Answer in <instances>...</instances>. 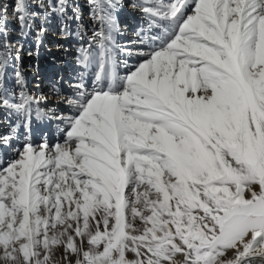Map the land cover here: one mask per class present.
<instances>
[{
  "label": "snow or ice",
  "instance_id": "1",
  "mask_svg": "<svg viewBox=\"0 0 264 264\" xmlns=\"http://www.w3.org/2000/svg\"><path fill=\"white\" fill-rule=\"evenodd\" d=\"M12 5L14 28L0 0V110L15 117L0 132V264H264V0ZM125 7L140 23L121 41ZM53 18L74 72L44 107L20 54L31 39L39 57ZM45 121L55 141L37 144Z\"/></svg>",
  "mask_w": 264,
  "mask_h": 264
},
{
  "label": "bare ground",
  "instance_id": "2",
  "mask_svg": "<svg viewBox=\"0 0 264 264\" xmlns=\"http://www.w3.org/2000/svg\"><path fill=\"white\" fill-rule=\"evenodd\" d=\"M82 7H83V13L84 9L86 10L84 13L85 17V22L87 23V15H88V9L87 7L81 2ZM121 18L125 19L126 23V32L123 36L119 37L121 41H126V40H132L134 39L133 33L137 26L140 23L139 19V13L132 11L128 7H125L120 11ZM55 19V18H54ZM57 22L53 23L50 25V29L54 30L57 28ZM122 26V28H124ZM50 31V30H49ZM48 35V33H47ZM57 41L56 43L58 45L64 44H74V41L68 40V41H62L59 39V34L56 35ZM51 42V41H50ZM54 42V41H52ZM48 47V46H45ZM52 47V46H49ZM49 54L47 56V59L39 61V56L37 58V62L39 63V69L35 70V64L33 61V57L29 56L28 53L29 51L25 52V57H23V70L26 78V87L27 89L33 93V94H43L48 98V104L43 105L44 107L48 106H53L55 105V102L59 100V96L53 92V85L55 84L61 91L62 94H70V88L69 84L71 83L72 80V75L74 72V65L72 63V53H69L68 55H65L63 52V55H54L52 53V50H49ZM41 53H44V48L41 50ZM36 60V59H35ZM49 61V62H48ZM48 63V64H47ZM59 78V80H58ZM44 81V82H43ZM43 82V83H42ZM55 82V83H54ZM37 85H39L37 87ZM61 109H64V105L60 104L58 105ZM66 110V109H65ZM15 120V117L11 116V114L6 111V110H0V132H7L10 127V123ZM46 123V129L43 128V132L48 134V139L49 142L52 143L55 141V129L54 127L48 123ZM42 129V126L40 128V122H34L33 124V140L38 144L41 141V137L38 138V133ZM42 136V134H41ZM17 142L13 141V144L15 145ZM3 154L8 155V157H12L13 153L9 149H4Z\"/></svg>",
  "mask_w": 264,
  "mask_h": 264
},
{
  "label": "rangeland",
  "instance_id": "3",
  "mask_svg": "<svg viewBox=\"0 0 264 264\" xmlns=\"http://www.w3.org/2000/svg\"><path fill=\"white\" fill-rule=\"evenodd\" d=\"M6 7H7V10H8V20H9V25H10V27L11 28H14L15 27V21H14V19H13V16H12V7H13V5H12V0H6ZM81 8L83 9V7H82V4H81ZM85 9H84V13H85ZM120 14V13H119ZM119 21H120V25H121V27L122 26H124V24L126 23V21H125V19H123V18H121V15H119ZM55 22H57L54 18H53V21H52V24L53 23H55ZM86 23V22H85ZM57 24V23H56ZM57 28H55L54 30H51L50 28H49V30L50 31H48V35L46 34L45 36H44V44H43V46L40 48V55L39 56H41L40 58H39V61H42V60H45V59H47V56H48V54H49V50H52V53L54 54V55H63V52L62 51H59V50H57V43H56V41H57V37H56V35H58L59 34V30H58V26H56ZM15 39H16V37L13 35V40L15 41ZM51 41V42H50ZM52 41H54V42H52ZM24 49H23V51L21 52V64H22V66H25V65H23V57H25V52H27V51H32L33 49H34V46H33V44H32V41H31V39H28V40H25L24 42ZM45 46H48V47H45ZM49 46H52V47H49ZM44 48V53H41V50ZM36 59V60H35ZM33 61H34V65L37 63V58L35 57V55H34V57H33ZM49 62V61H48ZM48 64V63H47ZM58 80H59V78H58ZM44 82V81H43ZM42 82V83H43ZM55 83V82H54ZM46 122V121H45ZM45 122H40V128H41V126H42V129L39 131L40 133H38V134H40V135H38V138H40L41 137V134L43 135V128L44 127H46L47 125H46V123ZM44 129H46V128H44ZM3 156H4V158H9L8 157V155H6L5 156V154H3ZM61 255H62V249L61 250H59V251H57V253H56V259L57 260H60V258H61ZM255 264H259V262H255Z\"/></svg>",
  "mask_w": 264,
  "mask_h": 264
}]
</instances>
